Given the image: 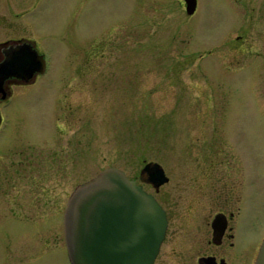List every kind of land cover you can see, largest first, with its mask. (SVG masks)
Returning a JSON list of instances; mask_svg holds the SVG:
<instances>
[{"label":"rangeland","instance_id":"1","mask_svg":"<svg viewBox=\"0 0 264 264\" xmlns=\"http://www.w3.org/2000/svg\"><path fill=\"white\" fill-rule=\"evenodd\" d=\"M258 1L264 5V0ZM36 5L25 19L50 70L33 86L17 89V127L19 133L32 134L20 136L32 149L34 167L45 154L57 155L64 166L63 180L59 174L49 176L48 169L41 185L44 190L38 189L43 192L40 201L34 191L28 198L37 205L28 212L15 209L11 218L0 220V264H21L23 251L27 256L29 251L45 256L43 264H65L66 252L55 248L63 246L57 208L66 204L75 186L109 166L137 177L142 158L159 163L167 175H173L192 151L188 146L196 128L202 126V111H214L221 118L225 142L234 143V150L224 145L223 157L240 163L241 180L256 176V193L250 201L257 217L264 218V19L252 31L251 54H219L207 47L218 44L234 21L225 0H198L197 10L188 18L189 34H179L182 24L176 28L175 41L174 26L171 29L165 22L177 25L187 19L179 0H43ZM156 22L161 23L158 42ZM92 31L111 37L126 35L127 92H120L121 81L116 79L112 93H103L97 101L82 96L87 92L73 98L60 96L55 104L44 82L56 84L60 70L68 69L77 58V41L89 38ZM141 45L147 48L139 53ZM176 46L184 47V53L170 52ZM67 80L72 82L73 77ZM76 104L81 105L79 111L69 115L66 106L74 109ZM47 135V141L41 138ZM168 188L166 184L164 189ZM28 239L41 240L53 249L40 252L30 241L28 248L19 249L21 241ZM8 252L13 253L11 263L5 259Z\"/></svg>","mask_w":264,"mask_h":264},{"label":"flooded vegetation","instance_id":"2","mask_svg":"<svg viewBox=\"0 0 264 264\" xmlns=\"http://www.w3.org/2000/svg\"><path fill=\"white\" fill-rule=\"evenodd\" d=\"M40 2L43 0H0V70L7 59H14L16 53L24 51L27 46L34 48L45 60L43 71L35 72L29 79L16 74L0 73V220L11 218L10 215L15 209L28 212L37 205L28 202V198L34 191L40 201L43 192L38 189L44 190L41 185L48 177V169L49 176L59 174L63 180L61 172L64 166L57 155L48 157V153L45 154L42 159H37L34 167L32 149L26 142L22 143L25 136H20L22 133L18 132L17 127V89L23 90L33 86L39 77L48 75L50 70L46 56L39 50L32 25L25 19L29 11ZM197 2L198 0L194 11L187 14L184 0H179L187 19L181 20L177 25H174L172 20L165 22L170 23L171 29L174 26L171 30L174 41L178 26L185 25L179 32L180 35L188 33V18L197 10ZM225 2L234 21L224 33L225 37L218 40V44L207 47V50L217 51L219 54H251L254 49L252 31L256 24L264 19V10L261 8L264 5L258 0ZM155 26L154 39L158 42L160 36L157 37V34H160L161 23L156 22ZM97 33L92 31L89 38L81 37L77 41L75 62L69 64L68 69L60 70L59 78L54 79V86L44 82L43 88L52 94L51 97L56 98L55 104L61 97L73 98L79 93L87 92L88 96H82L94 97L97 101L103 93H112L116 79L121 81V87H118L120 92H127L130 66L126 35L120 33L111 37L110 33ZM146 48V45H141L139 53ZM184 49L176 46L171 48L170 52L177 50L178 54H183ZM67 76L73 77L72 82L64 81ZM80 106L76 104L74 109L66 106L69 115L79 111ZM55 113L56 111H53V114ZM69 115L64 114L65 117ZM199 118L202 126L196 128L197 133L190 139L188 146L192 151L187 153L188 159L183 160V164L179 166H185L184 169L176 168L173 175H167L164 170L167 180L158 186L150 182L149 175L144 170L147 162L154 161L140 159L142 166L137 177H130L125 173L146 192L152 194L166 214L164 239L153 264H254L264 237V218L260 220L257 217L256 208L250 201L256 193V176L249 174L242 176L241 180L240 163L223 157L224 145L230 147L234 143L231 145L225 142L227 137L219 127L221 118L217 117L214 111H202ZM53 129L51 128L50 132ZM28 134L32 135L30 132H23L22 135ZM48 135L41 138L47 141ZM233 147L231 149L234 150ZM195 149L200 152H194ZM39 165L40 173L34 175L33 171ZM166 184L169 185L167 190L164 189ZM65 207L66 204H63L57 208V212L60 211V215H57L63 233V246L55 248H61V251L64 249V263L72 264L64 241ZM28 242L40 252L53 249L48 243L34 239L22 240L18 245L19 249L28 248L25 246ZM25 253L26 251L20 253L26 260L22 259L21 264H29L32 261L43 264L45 256L39 258V255L30 251L28 256ZM6 255V261L11 263L13 253L11 255L8 252ZM54 258L50 257L51 260Z\"/></svg>","mask_w":264,"mask_h":264},{"label":"water","instance_id":"3","mask_svg":"<svg viewBox=\"0 0 264 264\" xmlns=\"http://www.w3.org/2000/svg\"><path fill=\"white\" fill-rule=\"evenodd\" d=\"M184 2L191 14L196 0ZM13 58L5 61L1 74L29 79L44 69L43 56L31 46ZM144 170L155 186L167 180L157 162H147ZM166 224L165 211L154 196L111 166L76 185L63 214L64 241L72 264H153ZM254 264H264V237Z\"/></svg>","mask_w":264,"mask_h":264}]
</instances>
